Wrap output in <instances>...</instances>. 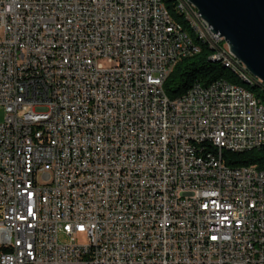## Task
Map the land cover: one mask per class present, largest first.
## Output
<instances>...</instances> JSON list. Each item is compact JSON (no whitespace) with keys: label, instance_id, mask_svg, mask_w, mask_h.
<instances>
[{"label":"built area","instance_id":"obj_1","mask_svg":"<svg viewBox=\"0 0 264 264\" xmlns=\"http://www.w3.org/2000/svg\"><path fill=\"white\" fill-rule=\"evenodd\" d=\"M189 51L159 0H0V264H264V173L223 161L264 147V102L163 99Z\"/></svg>","mask_w":264,"mask_h":264},{"label":"water","instance_id":"obj_2","mask_svg":"<svg viewBox=\"0 0 264 264\" xmlns=\"http://www.w3.org/2000/svg\"><path fill=\"white\" fill-rule=\"evenodd\" d=\"M187 1L211 31L224 38L231 53L264 83V0Z\"/></svg>","mask_w":264,"mask_h":264},{"label":"trees","instance_id":"obj_3","mask_svg":"<svg viewBox=\"0 0 264 264\" xmlns=\"http://www.w3.org/2000/svg\"><path fill=\"white\" fill-rule=\"evenodd\" d=\"M177 17V15H176ZM176 19L179 20V17ZM185 30L188 26L181 22ZM211 51L206 46H201L200 52L192 57L182 59L176 63L169 77L164 83V91L169 100L179 98L186 93L196 82L210 84L219 78H228L233 81L234 78L225 70L221 64L210 63ZM219 68V70H217ZM257 93L260 90L255 91ZM264 97V92L261 91ZM223 161L229 167L256 166L264 170V147L242 153L225 151Z\"/></svg>","mask_w":264,"mask_h":264},{"label":"bare ground","instance_id":"obj_4","mask_svg":"<svg viewBox=\"0 0 264 264\" xmlns=\"http://www.w3.org/2000/svg\"><path fill=\"white\" fill-rule=\"evenodd\" d=\"M159 2H162V9L165 11L166 15H168L169 18H173V23L179 26L182 36L188 38L189 47L192 48V51H189L188 53L177 55V59H174V62H168V64H165V73L170 74L178 61L198 54L201 46L203 45L208 47L212 53L210 61L216 64H221L225 69L231 71V73L235 76L234 80L237 81L233 82L231 78H219L208 84V89H216L217 84H220V79H226L230 82V90L244 91L245 93L251 94L252 99L264 102V97L256 96L250 88L244 87V85H248L253 90L255 89V91L256 89H260L264 92V87L260 82H257L254 78L245 76L244 73L239 71V67L234 63V61H226V58L215 57V52H213V37L210 36V34L201 32L200 18H193V16H191V13L188 12L187 3H183L181 0H159ZM176 15L179 17V20L176 19ZM181 22H184L188 26L191 31V35L184 29ZM166 79L167 77H159V90H162V98L169 100L164 91V83ZM194 85H196V83ZM190 90H192V87L179 98L186 97L187 94L190 93ZM258 144H264V136H258ZM262 173H264V170H262Z\"/></svg>","mask_w":264,"mask_h":264},{"label":"rangeland","instance_id":"obj_5","mask_svg":"<svg viewBox=\"0 0 264 264\" xmlns=\"http://www.w3.org/2000/svg\"><path fill=\"white\" fill-rule=\"evenodd\" d=\"M187 32L191 35V31L190 30H187ZM227 47H228V45H227ZM223 69H225V68H223ZM217 70H219V68ZM225 70L235 79V76L233 75V73H231V71H229L228 69H225ZM202 85L205 86V84H202ZM244 87L245 88H250L252 90V92H254L253 89L250 86L244 85ZM258 90H260V89H258ZM261 91L262 90H260L258 92V94H260V97H262L261 96V94H262ZM254 94L256 96H258L257 93L254 92ZM6 116H7V114H6L5 110L4 109L0 110V123H3L5 121ZM75 239H76V242L79 243V244H85L87 242V238H86L85 235H81V234L80 235H77L75 237ZM60 242L63 243V244H67V243H70L71 242V239L70 238H67L65 236H61L60 237Z\"/></svg>","mask_w":264,"mask_h":264}]
</instances>
